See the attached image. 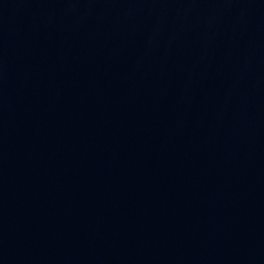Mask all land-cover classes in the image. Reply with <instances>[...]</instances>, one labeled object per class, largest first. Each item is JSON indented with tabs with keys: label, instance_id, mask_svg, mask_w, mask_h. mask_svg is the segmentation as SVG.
<instances>
[{
	"label": "water",
	"instance_id": "water-1",
	"mask_svg": "<svg viewBox=\"0 0 264 264\" xmlns=\"http://www.w3.org/2000/svg\"><path fill=\"white\" fill-rule=\"evenodd\" d=\"M0 264H264V0H0Z\"/></svg>",
	"mask_w": 264,
	"mask_h": 264
}]
</instances>
